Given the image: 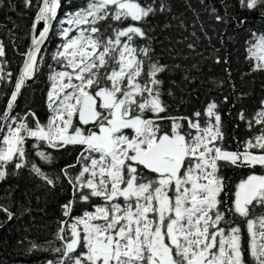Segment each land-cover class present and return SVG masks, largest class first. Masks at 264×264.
I'll return each instance as SVG.
<instances>
[{"label": "snow or ice", "instance_id": "obj_1", "mask_svg": "<svg viewBox=\"0 0 264 264\" xmlns=\"http://www.w3.org/2000/svg\"><path fill=\"white\" fill-rule=\"evenodd\" d=\"M239 4L264 10V0ZM24 5L36 9L33 34L0 113V120L8 121L0 123V180L10 165L16 172L30 165L33 174L55 186L60 177H49L30 161L29 141L47 163L53 157L45 147L81 149L76 162L61 170L73 199L62 206L68 220L57 233L58 258L47 264H264V214L255 213L264 209V174L254 171L264 169V101L252 119L241 110L239 118L249 129L259 126L258 134L230 151L223 145L215 102L207 105L203 122L201 112L192 118L160 115L167 110L158 79L165 67L138 40L149 38V17L169 10L165 0H85L63 19L62 0H24ZM54 28L62 42L52 56L58 68L49 76L51 115L47 123L33 112L11 115L39 70L42 46ZM253 35L247 58L255 61L253 71H264V34ZM12 75L0 67V84L11 83ZM221 162L252 170L236 184L230 204ZM77 201L88 208L73 216ZM0 211L12 217L6 206ZM236 217L246 224L247 248Z\"/></svg>", "mask_w": 264, "mask_h": 264}, {"label": "trees", "instance_id": "obj_2", "mask_svg": "<svg viewBox=\"0 0 264 264\" xmlns=\"http://www.w3.org/2000/svg\"><path fill=\"white\" fill-rule=\"evenodd\" d=\"M84 2L62 0L60 18L63 19L65 13L75 11ZM165 2L169 10L149 17L146 23L149 38L138 40L140 46L151 48L153 61L165 67L158 74V79L162 81L161 100L167 110L160 115L192 118L193 113L201 112L203 122L207 119L203 115L207 105L215 102L222 121L223 145L230 151H236L238 144L242 145L259 130V126L249 129L247 122L239 118V113L243 110L252 119L264 101V71H253L255 61L247 58L248 43L254 40L253 34H264V10L242 8L239 0ZM35 12V8L25 7L24 0H0V44L5 50V55L0 57V67L5 73L13 74L11 83L0 84V113L6 106L23 62L22 54L28 48L22 28L27 21L29 38ZM216 14L224 19L217 21ZM42 27L41 23L38 28ZM101 27L103 29L106 25ZM55 31L56 28L49 34L42 49L43 61L39 70L34 78L28 80L12 115L24 116L33 112L42 123H47L51 115L47 104L51 88L49 76L53 69L58 68L52 59L59 44ZM29 120L31 122L30 117ZM160 123L170 128L169 120ZM33 143L29 141L26 145L30 161L41 167L49 177L60 179L53 187L33 174L30 165L19 172L14 170V166H9L8 175L0 180V205L6 206L12 213L9 218L7 213L0 211V264H47L49 260L58 258L53 251L61 246L57 233L61 222L68 220L62 206L73 199L72 188L63 179L61 170L76 162L81 149L72 145L59 150L45 147L44 150L53 157L47 163L36 156ZM240 150H243L242 147ZM221 164V175L225 177L227 189L224 199L230 204L236 184L252 170L224 162ZM78 170L79 165L69 169L73 174ZM254 171L264 174V169L260 167ZM87 208L88 205L77 201L72 215H81ZM255 213L264 214V209L257 208ZM235 223L243 227V243L247 248L250 236L246 224L240 217L235 218ZM33 243L39 247H33Z\"/></svg>", "mask_w": 264, "mask_h": 264}, {"label": "water", "instance_id": "obj_3", "mask_svg": "<svg viewBox=\"0 0 264 264\" xmlns=\"http://www.w3.org/2000/svg\"><path fill=\"white\" fill-rule=\"evenodd\" d=\"M34 19V18H33ZM32 22H33V20H32ZM55 23V22H54ZM32 25V24H31ZM39 26V25H38ZM32 32H31V27H30V34H29V44H28V48H27V51L29 50V46H30V44H31V36H32ZM37 34V33H36ZM42 49H43V46H42ZM26 51V52H27ZM23 61H24V59H23ZM22 64H23V62H22ZM22 64H21V66H22ZM21 66H20V69H21ZM20 69H19V71H18V74H19V72H20ZM17 74V75H18ZM28 82V81H27ZM27 82H26V85H27ZM26 85L24 86V88L22 89V92H23V90L25 89V87H26ZM22 95V94H21ZM21 95L20 96H18V100H17V103H16V105H15V107H14V110L16 109V107H17V104H18V102H19V99H20V97H21ZM14 112V111H13ZM13 112L11 113V115L13 114ZM2 123H4V124H6V123H8V121H3Z\"/></svg>", "mask_w": 264, "mask_h": 264}, {"label": "flooded vegetation", "instance_id": "obj_4", "mask_svg": "<svg viewBox=\"0 0 264 264\" xmlns=\"http://www.w3.org/2000/svg\"><path fill=\"white\" fill-rule=\"evenodd\" d=\"M34 18V17H33ZM33 20V19H32ZM31 24H32V21H31V23H30V27H31ZM28 26L29 25H27V21H26V23H25V25H24V28H22L23 29V34H24V40H25V42L27 43V44H29V38H28V32H27V29H28ZM39 27V26H38Z\"/></svg>", "mask_w": 264, "mask_h": 264}, {"label": "rangeland", "instance_id": "obj_5", "mask_svg": "<svg viewBox=\"0 0 264 264\" xmlns=\"http://www.w3.org/2000/svg\"><path fill=\"white\" fill-rule=\"evenodd\" d=\"M56 39L58 40V43H59L58 46H59L60 43L62 42V41H61V37H60L59 35H56ZM58 46H57V47H58Z\"/></svg>", "mask_w": 264, "mask_h": 264}]
</instances>
